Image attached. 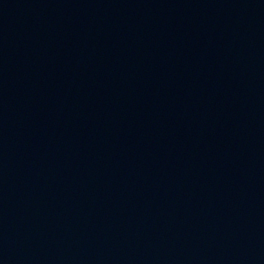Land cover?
Wrapping results in <instances>:
<instances>
[{
    "label": "water",
    "instance_id": "1",
    "mask_svg": "<svg viewBox=\"0 0 264 264\" xmlns=\"http://www.w3.org/2000/svg\"><path fill=\"white\" fill-rule=\"evenodd\" d=\"M0 264H264V0H0Z\"/></svg>",
    "mask_w": 264,
    "mask_h": 264
}]
</instances>
